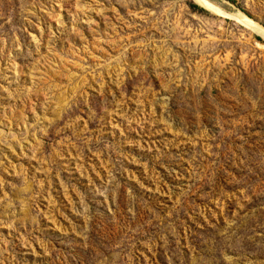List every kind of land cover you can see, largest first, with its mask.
<instances>
[{
    "label": "rangeland",
    "instance_id": "obj_1",
    "mask_svg": "<svg viewBox=\"0 0 264 264\" xmlns=\"http://www.w3.org/2000/svg\"><path fill=\"white\" fill-rule=\"evenodd\" d=\"M208 1L0 0V264H264V0Z\"/></svg>",
    "mask_w": 264,
    "mask_h": 264
},
{
    "label": "bare ground",
    "instance_id": "obj_2",
    "mask_svg": "<svg viewBox=\"0 0 264 264\" xmlns=\"http://www.w3.org/2000/svg\"><path fill=\"white\" fill-rule=\"evenodd\" d=\"M197 3H199L201 6H203L204 8L215 12V13H221L212 3H210L208 0H196ZM245 18V16H242ZM248 18H245V23L246 24H250V25H254L255 23L252 22L251 20H246ZM255 29H257L259 32L264 33V29L259 27V26H255Z\"/></svg>",
    "mask_w": 264,
    "mask_h": 264
}]
</instances>
